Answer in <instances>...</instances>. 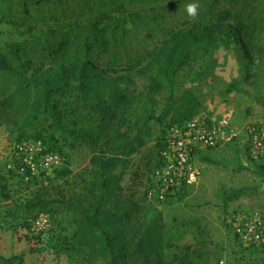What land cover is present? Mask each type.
<instances>
[{"label":"rangeland","instance_id":"obj_1","mask_svg":"<svg viewBox=\"0 0 264 264\" xmlns=\"http://www.w3.org/2000/svg\"><path fill=\"white\" fill-rule=\"evenodd\" d=\"M27 2L28 10L23 11V0H0V53L12 54L16 68L33 62L28 76L36 67L45 69L76 59L106 64L110 55L99 51L92 32L98 18L104 25L121 24L123 29L116 32L124 35L126 52L121 46L115 51L121 67H126L144 52H154L171 30L192 27L197 20L213 22L224 8L237 11V18L227 21L237 33L220 36L213 51L195 54L175 76V83L179 98L190 93L199 99L198 114L226 119L241 133L225 145L195 153L197 182L169 202L158 203L146 195L158 160L155 137L132 157L122 186L127 196L162 213L163 234L172 244L169 256L178 252L176 246H190L194 264L202 260L208 264H264V246L243 242L236 234V225L244 219L264 218V174L254 164L244 135L247 125L264 122V0ZM189 3L199 4L196 17L185 12ZM63 39L68 40L67 47L55 53ZM17 49L19 60L13 55ZM149 61L131 71L139 90H146L149 82L136 69ZM32 94L33 89L24 90L16 75L0 73V180L9 196L0 189V256H19L23 264H88L74 248L75 225L70 212L56 205L48 212L27 215L20 208L39 190H49L55 198L69 196L81 192L90 179V148L71 147L62 141L53 149L66 158L69 171L56 173V169L47 174L40 169L27 175L19 169L13 153L18 142L40 143L45 152H57L50 149V140L18 141L21 106ZM163 106L160 102L157 114L162 113ZM173 114L153 122L155 136L168 127ZM41 215L47 218L45 225L36 223Z\"/></svg>","mask_w":264,"mask_h":264},{"label":"trees","instance_id":"obj_2","mask_svg":"<svg viewBox=\"0 0 264 264\" xmlns=\"http://www.w3.org/2000/svg\"><path fill=\"white\" fill-rule=\"evenodd\" d=\"M27 1L23 0V11L28 10ZM237 15V11L224 8L217 12L213 22L197 20L192 27L171 30L154 52H144L127 62L126 67H121L115 51L121 46L122 52H126L125 37L116 32L123 29L121 24L104 25L99 18L92 32L99 51L110 55L106 64H97L90 58L76 59L45 69L36 67L28 76L27 70L34 68L33 62L16 68L10 58L12 54L0 53V73L16 75L24 90L33 89L32 98L21 106L18 141L50 140L52 151H57L53 147L62 141L71 147L85 145L92 151L90 179L81 192L55 198L49 190H39L21 203L23 212L39 215L56 205L70 212L75 225L74 248L88 264L99 260L104 264H194L190 246H176L178 252L169 256L172 244L163 234L162 213L127 196L122 180L132 157L154 137L158 150L155 168L160 165L161 139L166 127L155 136L153 122H162L174 112L168 126L183 124L198 114L199 99L190 93L181 98L176 95L175 76L195 54L213 51L220 36L236 34L238 30L227 21L236 19ZM144 29H148L146 25ZM67 45L68 40L63 39L55 53ZM19 52L17 49L13 53L17 60ZM148 58L146 66L136 69L149 82L146 90H139L131 71ZM160 102L164 106L162 113L157 114ZM254 164L264 174V162L254 161ZM66 168L65 158L63 166L55 172ZM0 189L9 197L1 180ZM185 189L157 202H169ZM16 260L23 264L19 256H0V262L5 264ZM199 264H208V260Z\"/></svg>","mask_w":264,"mask_h":264},{"label":"built area","instance_id":"obj_3","mask_svg":"<svg viewBox=\"0 0 264 264\" xmlns=\"http://www.w3.org/2000/svg\"><path fill=\"white\" fill-rule=\"evenodd\" d=\"M241 132L234 130L226 119H213L199 113L183 124H172L161 139L160 165L150 178L146 195L149 200L164 201L197 182L199 172L194 165L197 150L212 149L233 141ZM244 135L249 153L255 162H264V122L245 127ZM13 153L19 169L27 175L38 170L49 174L63 166L65 158L58 152H45L40 143L18 142ZM45 225L43 215L36 219ZM236 234L243 242L264 243V218L244 219L236 225Z\"/></svg>","mask_w":264,"mask_h":264},{"label":"clouds","instance_id":"obj_4","mask_svg":"<svg viewBox=\"0 0 264 264\" xmlns=\"http://www.w3.org/2000/svg\"><path fill=\"white\" fill-rule=\"evenodd\" d=\"M198 3H189L185 6V12L189 17H196L198 15Z\"/></svg>","mask_w":264,"mask_h":264}]
</instances>
